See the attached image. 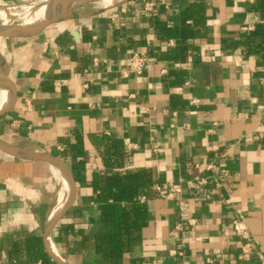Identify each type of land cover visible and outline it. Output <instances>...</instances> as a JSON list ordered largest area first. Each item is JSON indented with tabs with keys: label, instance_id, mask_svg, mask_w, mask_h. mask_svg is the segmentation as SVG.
<instances>
[{
	"label": "crops",
	"instance_id": "0c3cea01",
	"mask_svg": "<svg viewBox=\"0 0 264 264\" xmlns=\"http://www.w3.org/2000/svg\"><path fill=\"white\" fill-rule=\"evenodd\" d=\"M104 4L0 33V264H264V0Z\"/></svg>",
	"mask_w": 264,
	"mask_h": 264
},
{
	"label": "bare ground",
	"instance_id": "6f19581e",
	"mask_svg": "<svg viewBox=\"0 0 264 264\" xmlns=\"http://www.w3.org/2000/svg\"><path fill=\"white\" fill-rule=\"evenodd\" d=\"M86 1H90V0H37L34 4L17 5V7L19 6L22 7L17 8L15 12L21 15L22 11L26 10L27 12H29L27 19L22 20V22L19 21L18 23L13 24L11 20L13 18V15L15 14L14 12L13 13H9V12L5 13L4 11L0 12L6 15L9 20L6 23H0V33H4V32H20V34L30 33L32 31L39 29L41 26L47 24L55 16L67 10L71 6ZM103 1L106 4H113L120 2L122 0H103ZM14 7H16V5H14ZM5 11H9V10H5ZM54 169L58 171L60 174V170L56 165H54ZM62 203H64V200Z\"/></svg>",
	"mask_w": 264,
	"mask_h": 264
},
{
	"label": "trees",
	"instance_id": "16d2710c",
	"mask_svg": "<svg viewBox=\"0 0 264 264\" xmlns=\"http://www.w3.org/2000/svg\"><path fill=\"white\" fill-rule=\"evenodd\" d=\"M134 208L131 213H128L125 209H118L119 214L112 218L113 232L105 237L102 241L103 245L101 249L104 251L105 256L119 257L124 250V242L122 240V233H129L131 225H141L145 217L144 209L141 204H138L135 200Z\"/></svg>",
	"mask_w": 264,
	"mask_h": 264
},
{
	"label": "built area",
	"instance_id": "2783aa9c",
	"mask_svg": "<svg viewBox=\"0 0 264 264\" xmlns=\"http://www.w3.org/2000/svg\"><path fill=\"white\" fill-rule=\"evenodd\" d=\"M150 59L148 53L143 51H134L128 57V60L123 68L119 70V73L122 77L129 75H136L142 73L143 69L147 66V63ZM94 62H96L94 60ZM207 180L204 177H195L192 181V187L194 190H200ZM180 187L178 184H173L168 195H174L179 193ZM140 264H157L155 259H143Z\"/></svg>",
	"mask_w": 264,
	"mask_h": 264
},
{
	"label": "rangeland",
	"instance_id": "374dc122",
	"mask_svg": "<svg viewBox=\"0 0 264 264\" xmlns=\"http://www.w3.org/2000/svg\"><path fill=\"white\" fill-rule=\"evenodd\" d=\"M37 0H31V1H29L28 3H23V4H34L35 2H36ZM90 1H100L102 4H104L105 2L103 1V0H90ZM106 4V3H105ZM104 4V5H105ZM114 4V3H113ZM20 7H22V6H19V7H17V5H16V7H14V5H8V6H5V7H1L0 6V12H2V11H4L5 13L6 12H9V13H15L14 15H13V18H12V20H11V22L13 23V24H16V23H18L19 21L20 22H22V20H26L27 19V17H28V13L29 12H27L26 10H23L22 11V14L21 15H19V13H17V12H15L16 11V9L17 8H20ZM11 8V9H10ZM14 9V10H13ZM5 10H9V11H5ZM12 10V11H11ZM19 10V9H18ZM18 14V15H17ZM25 14V15H24ZM17 15V16H16ZM9 20H8V18H7V16H4V14H2V13H0V23H6V22H8ZM18 33H20V32H18ZM24 34H28V33H24Z\"/></svg>",
	"mask_w": 264,
	"mask_h": 264
},
{
	"label": "water",
	"instance_id": "95a60500",
	"mask_svg": "<svg viewBox=\"0 0 264 264\" xmlns=\"http://www.w3.org/2000/svg\"><path fill=\"white\" fill-rule=\"evenodd\" d=\"M50 21H51V20H50ZM48 23H49V22H48ZM48 23H47V24H48ZM45 25H46V24H45ZM45 25H43V26H45ZM43 26H41L40 28H42ZM40 28H39V29H40ZM37 30H38V29H37ZM37 30H35V31H37ZM35 31H32V32H35ZM32 32H30V33H32ZM7 33L12 34V33H10V32H7Z\"/></svg>",
	"mask_w": 264,
	"mask_h": 264
}]
</instances>
